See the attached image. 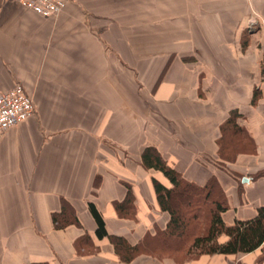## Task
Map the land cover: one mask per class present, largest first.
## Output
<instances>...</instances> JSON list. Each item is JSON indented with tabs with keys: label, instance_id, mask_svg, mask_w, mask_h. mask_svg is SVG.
Listing matches in <instances>:
<instances>
[{
	"label": "crops",
	"instance_id": "obj_1",
	"mask_svg": "<svg viewBox=\"0 0 264 264\" xmlns=\"http://www.w3.org/2000/svg\"><path fill=\"white\" fill-rule=\"evenodd\" d=\"M167 1L169 13L162 0H75L41 17L0 0V93L20 84L34 105L25 122L0 134V264H264L258 261L264 243L247 254L180 258L144 250L126 260L114 241L95 235L89 203L108 236L129 246L145 247L165 228L168 214L159 209L153 180L170 185L144 167L141 154L149 146L186 181L217 179L227 226L264 207L258 53L194 61L175 50L177 0ZM125 11H138L134 19L142 26L133 43L120 24L131 20ZM147 48L155 49L150 61ZM230 113L242 128L236 134L221 130ZM127 187L134 206L118 214ZM61 208L77 224L55 229L51 215Z\"/></svg>",
	"mask_w": 264,
	"mask_h": 264
},
{
	"label": "trees",
	"instance_id": "obj_2",
	"mask_svg": "<svg viewBox=\"0 0 264 264\" xmlns=\"http://www.w3.org/2000/svg\"><path fill=\"white\" fill-rule=\"evenodd\" d=\"M259 97L260 92L255 89L251 104L254 105ZM241 129L231 113L221 127L222 133L232 131L236 134ZM141 159L145 168L160 172L170 185L165 187L153 180L159 209L168 214V222L164 229L155 230V235L150 237L152 243H147L145 247L143 244L129 246L121 238L108 236L101 215L94 205L89 203L90 214L96 223L95 235L100 239L109 237L114 241L116 254H120L126 260L144 250L148 253H170L180 258L214 254L228 256L253 252L264 243V207L258 208L251 220L236 221L233 225L227 226L221 216L228 208L226 197L214 176L203 185L186 181L175 169L168 166L152 146L143 150ZM127 206L129 208L134 206L129 187L125 199L115 205V210L122 214ZM51 219L57 230L77 224L75 215L65 208H61L59 213L52 214ZM221 236L226 238L225 241H218ZM263 259L264 249L258 261Z\"/></svg>",
	"mask_w": 264,
	"mask_h": 264
},
{
	"label": "rangeland",
	"instance_id": "obj_3",
	"mask_svg": "<svg viewBox=\"0 0 264 264\" xmlns=\"http://www.w3.org/2000/svg\"><path fill=\"white\" fill-rule=\"evenodd\" d=\"M162 2L164 12L169 13L170 2L167 0ZM174 3L173 1V8ZM122 8L127 10L126 7ZM134 8L138 10V6ZM177 11L180 49L175 50L190 54L194 61H202L208 56L213 63L218 62L219 57L230 62L240 56L244 57L248 53L256 52L258 53L259 78L264 80V0H177ZM126 13L130 15L131 20H128L130 18L126 16V21L120 24L127 26L126 35L129 36L131 33V43H133L139 40L138 33L142 26H139L138 20L134 19L136 18L134 13L138 11L134 13L125 11ZM204 17L206 20L202 21ZM146 24L154 26V22L148 24L147 21ZM162 26L169 29L170 21L168 23L164 21ZM188 39L189 47L186 44ZM147 51V60L150 61L155 54L149 53L154 52L155 49L147 48ZM149 78L150 74L147 75V79ZM136 82L139 83L137 80ZM141 88L142 86L136 84L137 90ZM260 90L258 87L257 91L261 95ZM246 143L243 141L241 146L245 148ZM204 162L208 160L204 159Z\"/></svg>",
	"mask_w": 264,
	"mask_h": 264
},
{
	"label": "built area",
	"instance_id": "obj_4",
	"mask_svg": "<svg viewBox=\"0 0 264 264\" xmlns=\"http://www.w3.org/2000/svg\"><path fill=\"white\" fill-rule=\"evenodd\" d=\"M20 6L41 17L58 15L65 5L75 0H15ZM34 112L30 95L20 84L0 93V134L25 122Z\"/></svg>",
	"mask_w": 264,
	"mask_h": 264
}]
</instances>
